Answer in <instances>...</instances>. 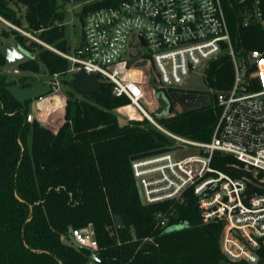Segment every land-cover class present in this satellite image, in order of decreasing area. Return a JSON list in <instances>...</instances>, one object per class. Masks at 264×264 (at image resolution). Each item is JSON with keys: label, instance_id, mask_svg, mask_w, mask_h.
<instances>
[{"label": "trees", "instance_id": "obj_1", "mask_svg": "<svg viewBox=\"0 0 264 264\" xmlns=\"http://www.w3.org/2000/svg\"><path fill=\"white\" fill-rule=\"evenodd\" d=\"M58 1L0 0V23L17 28L0 30V49L5 39L14 37L19 50L29 55L18 69L40 73L43 66L51 77L67 75L70 64L58 52L69 53L70 45ZM88 1L92 0H78ZM121 1L84 5L81 22L87 12ZM248 3L222 0L232 46L241 58L264 51V28L245 25ZM5 67L0 50V264H87L93 254L96 264H249L223 253L224 223L204 221L200 198L192 189L183 201L142 203L131 157L173 148L174 142L147 118L141 120L127 97L114 96L111 84L103 82L98 92L82 99L68 91L66 107L48 112L52 118L55 113L61 117L55 129L29 120L32 100L16 99L10 89L17 80H8ZM204 80L207 91H191L204 97L203 103L192 108L176 98L177 91L186 90L155 86L147 100L152 105L161 100L160 113H175L169 118L152 114L165 130L193 142L212 141L221 114L217 95L229 90L234 80L231 56L222 54L211 61ZM145 81L151 83L149 78ZM64 84L79 93L74 78ZM118 110L136 120L121 126ZM212 166L234 178H253L233 155L216 153ZM262 178L259 174L256 180ZM116 215L124 220L121 229ZM161 219L167 221L165 227ZM90 225L97 251L70 242L71 229ZM258 256L257 264H264V248Z\"/></svg>", "mask_w": 264, "mask_h": 264}, {"label": "built area", "instance_id": "obj_2", "mask_svg": "<svg viewBox=\"0 0 264 264\" xmlns=\"http://www.w3.org/2000/svg\"><path fill=\"white\" fill-rule=\"evenodd\" d=\"M244 21L264 28V0H249ZM58 53L68 60L72 78L85 72L111 84L114 96L127 97L138 113L173 140L175 151L133 162L145 204L183 201L192 189L200 198L204 221L224 223L223 253L232 261L257 264L258 251L264 248V51L244 58L236 54L222 0H124L100 7L84 15L81 45ZM222 54L232 58L234 80L229 90L217 95L221 114L211 142L184 139L149 117L145 108L152 105L147 99L155 86L182 89L192 74L202 71L204 76L210 62ZM59 77L54 75L51 83L55 94L61 91ZM47 99L40 98L38 107ZM61 102L66 107L64 97ZM124 115L133 120L129 113ZM174 115L165 111L159 117ZM185 148L198 153L177 159L176 153ZM216 153L235 156L253 178H234L215 169ZM259 174L263 178L257 181ZM253 190L256 195L248 198ZM160 225L165 227L167 221L161 219ZM69 234L82 247L99 249L91 225Z\"/></svg>", "mask_w": 264, "mask_h": 264}, {"label": "rangeland", "instance_id": "obj_3", "mask_svg": "<svg viewBox=\"0 0 264 264\" xmlns=\"http://www.w3.org/2000/svg\"><path fill=\"white\" fill-rule=\"evenodd\" d=\"M58 2H59V5L62 6L61 11L65 15L64 25L66 28V37H67L68 43H69L70 48H71L70 51H74L82 43V22L80 19V13L84 7V4L79 3L78 0L73 2V3H69L68 0H59ZM24 13H25V8L21 7L19 9L18 14L22 16V15H24ZM6 27L8 28L9 26L1 21L0 30H2L3 28H6ZM23 32L29 38L35 39L34 36H32L26 30H23ZM5 43H11L14 45V44H16V41H15L14 37H11L7 40L5 39L4 44ZM28 59H29V55H26L25 61ZM15 70H17L19 73L16 74ZM40 70H41L40 73H32L29 71H22V70L18 69V66H16L12 69H9L6 72L4 71V74H6L8 76V80H17L16 86L11 87V89H10L17 100H19L21 102H24L28 99L32 100L31 109H30V116L33 117V120H39V122L41 124H43V125L49 124V125H51L52 128L57 129L58 125L62 122L61 117H59V115L56 113H55V117H53V118L51 116L47 117L46 115L49 111L52 112V111L56 110L55 109L56 107L58 108L61 106L62 102H61L60 96L62 95V97H64L68 101V98H69L68 91H70L78 99H82L83 97H82V95L77 93L75 90H73L71 87H68L66 84H64V80L70 81L72 79V76L70 74L60 76L58 78L61 91L58 95H55V90L53 88L54 86L51 85V83L53 82V77L48 75L46 69L43 66H41ZM22 84L29 85V86L22 88L21 87ZM182 89L186 90L187 92L188 91H190V92L191 91H207V87L205 84L204 76L202 75V71H201V74H192L188 78L186 83L182 86ZM49 91H51V93L47 94V93H49ZM40 98H48L47 99L48 101H46V102H49V103L52 101V98H53L52 110H48V109L42 110L41 104L38 107V104L40 102ZM155 99H157L156 96H155ZM155 102H156V104L150 105V109L145 108V111L147 112L149 117L153 118L154 120H155V117L152 116V114L159 116L162 109H164L163 108L164 104L161 102V100L158 102L157 101H155ZM198 105L199 104H196V105H186L185 104L184 106L186 108H192V107H197ZM42 112L44 114L43 115L44 117H41ZM117 114L120 117L126 119L127 121H130L128 119V117H126L124 115L125 113H121L118 110ZM138 114L141 116V118H142L141 120H144L147 118L140 113H138ZM52 116H54L53 113H52ZM132 119L136 120L134 118H132ZM137 121H140V120H137ZM196 153H198V150H194L192 148H185L182 152L176 153L175 157L177 159H182L186 156H190V155H193Z\"/></svg>", "mask_w": 264, "mask_h": 264}, {"label": "water", "instance_id": "obj_4", "mask_svg": "<svg viewBox=\"0 0 264 264\" xmlns=\"http://www.w3.org/2000/svg\"><path fill=\"white\" fill-rule=\"evenodd\" d=\"M75 1H77V0H68L69 3H73ZM144 43L145 42H143V44ZM0 50L6 59V68L7 69H12V68L18 66L20 63L24 62L26 59V54L22 53L16 44L13 45L11 43H5L1 47ZM69 50H71V48ZM74 81H75L77 90H78L80 95L95 94L102 87V83L98 80V78L96 76L87 74L85 72H81V73L76 74L74 76ZM176 98L179 102H181L183 105H185L186 103H189V102H192L193 100L199 99L200 96L198 94L191 93V92H177ZM74 100L76 101L77 98H74ZM29 120L32 121L33 117L30 116ZM118 120H119V123L121 126H125L128 124V121L122 117H119ZM175 149H177V148H175ZM175 149L163 148V149H158V150H154V151H150V152H146V153H141V154L132 156L131 161L136 162V161L146 160V159H150V158L157 157V156H162V155L168 154L172 151H175ZM255 195H256V191L253 190V191L248 193V198H252ZM139 196H140L142 203L145 204V201L142 197L141 192H139ZM115 223H116V226L118 229L123 228L125 225L124 220H123L122 216H120V215L115 216ZM71 241L73 242V244L76 247L82 248V246L77 244L72 237H71ZM92 261H94L95 263L98 262V258L96 256V254L92 255ZM220 264H226V263L221 262Z\"/></svg>", "mask_w": 264, "mask_h": 264}, {"label": "bare ground", "instance_id": "obj_5", "mask_svg": "<svg viewBox=\"0 0 264 264\" xmlns=\"http://www.w3.org/2000/svg\"><path fill=\"white\" fill-rule=\"evenodd\" d=\"M59 93H60V91H59ZM59 93H56L55 95H58ZM54 95V96H55ZM51 101V100H50ZM52 104H53V98H52V101L49 103V102H45V103H43V105H41V107H42V110H46V109H48V110H52V108H53V106H52ZM63 104H61V106H62ZM60 106V107H61ZM60 107H58V108H60ZM55 109H57V107L55 108Z\"/></svg>", "mask_w": 264, "mask_h": 264}, {"label": "flooded vegetation", "instance_id": "obj_6", "mask_svg": "<svg viewBox=\"0 0 264 264\" xmlns=\"http://www.w3.org/2000/svg\"><path fill=\"white\" fill-rule=\"evenodd\" d=\"M204 100V97H200L199 99L193 100L192 102L186 103V105H196V104H202Z\"/></svg>", "mask_w": 264, "mask_h": 264}, {"label": "crops", "instance_id": "obj_7", "mask_svg": "<svg viewBox=\"0 0 264 264\" xmlns=\"http://www.w3.org/2000/svg\"><path fill=\"white\" fill-rule=\"evenodd\" d=\"M9 69H7L6 67H5V69L3 70V73H4V71L6 72V71H8ZM60 98L62 99V95L60 96Z\"/></svg>", "mask_w": 264, "mask_h": 264}]
</instances>
